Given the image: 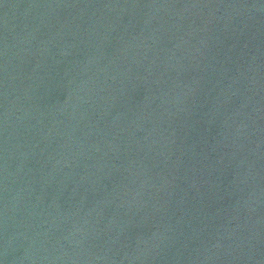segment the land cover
Wrapping results in <instances>:
<instances>
[{"label":"water","instance_id":"obj_1","mask_svg":"<svg viewBox=\"0 0 264 264\" xmlns=\"http://www.w3.org/2000/svg\"><path fill=\"white\" fill-rule=\"evenodd\" d=\"M0 264H264V0H0Z\"/></svg>","mask_w":264,"mask_h":264}]
</instances>
